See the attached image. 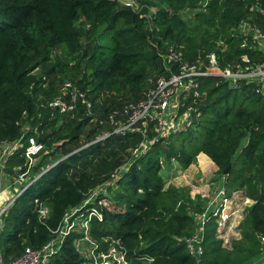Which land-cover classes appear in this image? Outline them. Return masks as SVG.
<instances>
[{"label": "trees", "instance_id": "1", "mask_svg": "<svg viewBox=\"0 0 264 264\" xmlns=\"http://www.w3.org/2000/svg\"><path fill=\"white\" fill-rule=\"evenodd\" d=\"M122 1L0 0V142L21 138L25 144L33 137L43 145L33 172L46 169L8 209L0 229L1 258L15 259L25 247L40 249L54 239L64 214L103 186L105 194L96 198L103 204H94L101 219L91 218L87 232L97 252L106 254L109 240H117L127 264H246L261 255L264 239V92L255 94L245 83L231 90L217 76L202 77L204 95L183 102L192 107L188 124L154 141L144 154L130 156L141 140L135 132L83 146L111 130L105 122L110 112L142 100L155 79L168 74V47L190 63H204L213 52L220 68L238 63L243 54L263 61L249 38L240 47L237 27L244 22L264 31V0H132L135 9ZM187 7L200 9L192 27L178 14ZM64 82L85 95L90 116L79 101L68 114L46 107ZM21 151L6 160V173L22 166ZM199 154L220 176L229 166L224 197L242 191L251 204L230 249L222 248L215 217L207 213L202 255L195 262L184 240L194 233L193 216L205 213L207 200L164 186L160 173L172 163L185 170ZM126 161L110 184L112 172ZM39 206L47 209L43 221ZM81 237L80 231L69 232L47 264H93L76 250Z\"/></svg>", "mask_w": 264, "mask_h": 264}, {"label": "built area", "instance_id": "2", "mask_svg": "<svg viewBox=\"0 0 264 264\" xmlns=\"http://www.w3.org/2000/svg\"><path fill=\"white\" fill-rule=\"evenodd\" d=\"M122 4L132 9L136 8L132 0H123ZM237 33L242 37L240 47H243L246 39L249 38L253 44L252 49L260 53L263 61L253 62V60L243 54L239 56L238 63L227 64L220 68L217 67V58L213 52L207 53L204 63L199 61L190 63L183 59L178 49L168 47L163 57L164 66H166L165 69L168 74L157 77L153 87L144 95L142 100L135 104L123 106L118 111L110 112L105 122L111 130L109 132H100L93 141L83 147L104 140L112 134L124 136L126 133L135 132L141 135V140L130 152V156L137 157L140 154H144L154 141L175 133L188 124L192 107L190 105L184 106L183 102L191 96L194 103L196 99L198 100L204 95L203 92H200V78L202 77L217 76L227 83L228 88L231 90L238 89L241 84L245 83L254 87L255 94L263 93L264 31L255 25L242 22L237 27ZM167 65H172L173 70ZM78 101L84 105L86 115L90 116V103L85 100V95L73 88L70 83L64 82L59 86L57 94L47 101L46 107L62 114H68L75 109ZM180 108H183V110H180ZM93 120L95 121V118ZM149 125L150 128L148 127ZM27 129L26 124L22 125L21 133H25ZM147 130L152 133L151 137L147 135ZM18 149L22 150L23 164L21 167H13L11 173L8 174L4 171L5 162ZM42 150L43 145L37 143L31 136L26 139L25 144L21 142V138L12 142H0V229L3 225L4 217L15 198L46 170L44 169L37 173L33 172L40 159ZM128 164L129 162L126 161L112 172L110 184L120 176ZM100 194H105L103 186L90 190L79 207L72 208L64 214L61 227L54 239L40 249L34 250L25 247L17 258L8 261L2 260L0 253V264H47L48 259L56 250V245L73 230L75 219L81 220L82 237L80 240L89 244L90 248L86 257L93 264H127L123 259L124 250L117 240H109V250L106 254H103L97 252L96 245L88 239L87 232L91 218H95L98 221L101 219L100 213L94 206V204L98 206L103 204L101 201H96L97 196ZM218 194L222 195L219 205L214 207L208 214L215 217L216 232L220 235L223 230H231L233 222L238 224L244 211L241 212L240 207L234 206L233 193L228 198L223 196L222 191ZM242 204L245 205V202ZM47 214V209L44 206H39L37 218L43 221ZM206 215L207 213L193 216L195 220L194 233L184 240L186 251L195 262H198L202 255V224ZM234 228L235 236H238L237 225ZM220 240H222V243L226 242L225 238H220ZM260 243L261 254L264 255V239H260ZM77 248L78 245L76 243V250Z\"/></svg>", "mask_w": 264, "mask_h": 264}, {"label": "crops", "instance_id": "3", "mask_svg": "<svg viewBox=\"0 0 264 264\" xmlns=\"http://www.w3.org/2000/svg\"><path fill=\"white\" fill-rule=\"evenodd\" d=\"M179 168L176 166V164L172 163L171 167L168 169H165L164 171L168 172H175L176 175H174L171 179H166L163 176V170L161 178L164 181V186L171 185L175 188H184L187 190L188 195L190 198H193L194 196H199L200 198H204L207 200V206L205 209V213L210 212L211 210L216 207V205H219L220 196H218L219 191L218 190L216 196L208 197L209 192L207 191L210 189V187L214 186V184H218L217 188L222 189V180L223 175L221 173V176L216 173V167L202 154H199L195 157L192 164H190L185 170H181L182 172L179 174ZM161 174V173H160ZM173 174V173H172ZM172 176V175H171ZM170 176V177H171ZM181 176L183 177V180L179 181L177 178ZM166 180V181H165ZM216 182V183H215ZM234 197L239 194V192H233ZM233 209V207H232ZM238 226L235 222L231 224V230H223L220 232V235L217 234L218 238H225L227 241L228 239H232V236H235L234 233V227ZM264 263V255L261 254L254 259L248 261L246 264H263Z\"/></svg>", "mask_w": 264, "mask_h": 264}, {"label": "rangeland", "instance_id": "4", "mask_svg": "<svg viewBox=\"0 0 264 264\" xmlns=\"http://www.w3.org/2000/svg\"><path fill=\"white\" fill-rule=\"evenodd\" d=\"M201 5L202 4V1L201 2H199L198 3V5ZM200 11V9L198 8V7H193V8H184V9H182V10H180L179 12H178V14H179V17H180V19L183 21V23L187 26V27H192L193 25H194V20H193V17H194V15L197 13V12H199ZM154 12V9H150L149 10V14H151V13H153ZM163 172V176L168 180V179H171L174 175H176V173L175 172H168V171H162ZM162 172H161V175H162ZM182 171L181 170H179V174L181 173ZM173 173V174H172ZM249 174H251L252 176H253V179L254 180H256L259 176H258V173L254 170V169H251L250 170V172H249ZM172 175V176H171ZM171 176V177H170ZM163 178V177H162ZM177 180H179V181H181V180H183V177H181V176H179L178 178H177ZM166 181V180H165ZM216 183V182H215ZM217 186H218V184H217ZM217 186H216V184H214V186H212V187H210V189H208L207 191L209 192V194H208V197H215L216 196V194H217V192H218V190H221L222 191V189H218L217 188ZM257 191H258V184H256V182H255V192L257 193ZM220 192V191H219ZM218 196H220V199L222 198V195L221 194H218ZM243 202H245V205H243L242 203ZM233 203H234V206L236 205V206H238V207H240V209H241V212L242 211H244L245 212V210L247 209V207L251 204V200L248 198V197H246L244 194H243V192L241 191V192H239V194L238 195H236L235 197H234V200H233ZM217 206V205H216ZM233 206V205H232ZM233 206V207H234ZM244 212H242V214H244ZM243 216L244 215H242V218H243ZM242 218L240 219V222L242 221ZM80 222H81V220L80 219H75L74 220V227H73V230L75 231V232H81V229H80ZM238 223V226H237V231H238V233H239V235L238 236H232V239H228L226 242H223L222 243V248H224V249H230V247H231V244H232V242H234V241H237V240H239V238H240V231H239V225L241 224V223ZM72 230V231H73ZM220 239V238H219ZM77 245H78V248H77V251H78V253L80 254V256H82V257H86L87 256V254H88V251H89V244L88 243H86L85 241H83V240H78V242H77Z\"/></svg>", "mask_w": 264, "mask_h": 264}, {"label": "water", "instance_id": "5", "mask_svg": "<svg viewBox=\"0 0 264 264\" xmlns=\"http://www.w3.org/2000/svg\"><path fill=\"white\" fill-rule=\"evenodd\" d=\"M228 168H229V166L228 167H226L221 173H222V175L223 176H225L226 175V173H227V171H228Z\"/></svg>", "mask_w": 264, "mask_h": 264}]
</instances>
